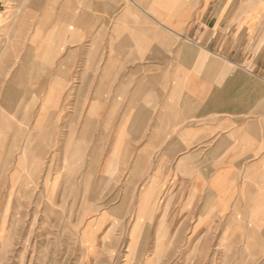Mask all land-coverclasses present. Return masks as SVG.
I'll return each mask as SVG.
<instances>
[{
  "label": "crops",
  "instance_id": "crops-1",
  "mask_svg": "<svg viewBox=\"0 0 264 264\" xmlns=\"http://www.w3.org/2000/svg\"><path fill=\"white\" fill-rule=\"evenodd\" d=\"M0 40L49 108L75 91L114 207L264 264V0H2Z\"/></svg>",
  "mask_w": 264,
  "mask_h": 264
},
{
  "label": "rangeland",
  "instance_id": "rangeland-1",
  "mask_svg": "<svg viewBox=\"0 0 264 264\" xmlns=\"http://www.w3.org/2000/svg\"><path fill=\"white\" fill-rule=\"evenodd\" d=\"M30 70L0 73V264L233 261L237 251L200 243L198 235L177 236L173 217H149L143 203L139 211L133 203L114 207L109 171L95 169L93 141H80L77 123L66 120L78 112L69 105L75 91H60L54 107L41 112L46 69Z\"/></svg>",
  "mask_w": 264,
  "mask_h": 264
},
{
  "label": "bare ground",
  "instance_id": "bare-ground-1",
  "mask_svg": "<svg viewBox=\"0 0 264 264\" xmlns=\"http://www.w3.org/2000/svg\"><path fill=\"white\" fill-rule=\"evenodd\" d=\"M2 38H3V37H2ZM5 40H6V39H5ZM0 41H1V40H0ZM3 41H4V40H3ZM3 41H2V42H3ZM0 46H1V45H0ZM9 94H10V93H9ZM14 97H15V96H14ZM47 99H48V98H45V101H44V103H43V105H42L41 112H43V109L48 108V105H47V104H48V100H47ZM41 118H42V117H41ZM40 120H41V119H40ZM43 120H44V118H42V121L39 122V124H38L39 126H40L41 122H43ZM38 125H37V127H38ZM36 129H38V128H36ZM47 134H48L47 132H45L44 134H42V135H41V137H42L41 140H42V139H45V138L47 139ZM43 135H44V136H43ZM40 142L43 143V141H40ZM134 226H135V230H136V229H137L136 227L138 226V223L135 224ZM134 233H135V231H134Z\"/></svg>",
  "mask_w": 264,
  "mask_h": 264
},
{
  "label": "built area",
  "instance_id": "built-area-1",
  "mask_svg": "<svg viewBox=\"0 0 264 264\" xmlns=\"http://www.w3.org/2000/svg\"><path fill=\"white\" fill-rule=\"evenodd\" d=\"M2 0H0V3H1Z\"/></svg>",
  "mask_w": 264,
  "mask_h": 264
}]
</instances>
